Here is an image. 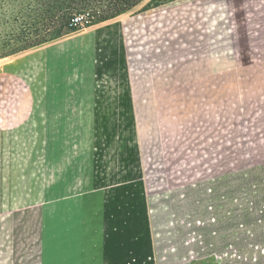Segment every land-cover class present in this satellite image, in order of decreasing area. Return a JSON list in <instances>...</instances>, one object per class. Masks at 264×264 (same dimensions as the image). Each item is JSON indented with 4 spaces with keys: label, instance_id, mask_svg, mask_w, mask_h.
I'll list each match as a JSON object with an SVG mask.
<instances>
[{
    "label": "rangeland",
    "instance_id": "374dc122",
    "mask_svg": "<svg viewBox=\"0 0 264 264\" xmlns=\"http://www.w3.org/2000/svg\"><path fill=\"white\" fill-rule=\"evenodd\" d=\"M149 1L26 46L8 8L6 264H264V0Z\"/></svg>",
    "mask_w": 264,
    "mask_h": 264
},
{
    "label": "trees",
    "instance_id": "16d2710c",
    "mask_svg": "<svg viewBox=\"0 0 264 264\" xmlns=\"http://www.w3.org/2000/svg\"><path fill=\"white\" fill-rule=\"evenodd\" d=\"M144 0H0V53L6 51V13L12 5L19 3L17 12L12 18L10 46L39 44L51 41L61 35L63 28L74 30L70 25L71 18L78 13L93 15L95 23L114 19L135 7ZM159 1L150 0L157 4ZM9 8V9H8ZM54 25H57L55 28ZM15 29H18L16 31Z\"/></svg>",
    "mask_w": 264,
    "mask_h": 264
},
{
    "label": "crops",
    "instance_id": "0c3cea01",
    "mask_svg": "<svg viewBox=\"0 0 264 264\" xmlns=\"http://www.w3.org/2000/svg\"><path fill=\"white\" fill-rule=\"evenodd\" d=\"M36 101L37 88L24 63L18 58L0 63V264H6V181L12 182L6 176L17 173L10 169L17 165L11 152L22 148L20 143H26L23 136L29 133L26 128ZM24 184L22 190L27 189Z\"/></svg>",
    "mask_w": 264,
    "mask_h": 264
},
{
    "label": "built area",
    "instance_id": "2783aa9c",
    "mask_svg": "<svg viewBox=\"0 0 264 264\" xmlns=\"http://www.w3.org/2000/svg\"><path fill=\"white\" fill-rule=\"evenodd\" d=\"M91 22V18L87 13L75 14L71 20L70 25L72 26H85Z\"/></svg>",
    "mask_w": 264,
    "mask_h": 264
}]
</instances>
